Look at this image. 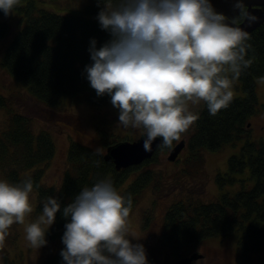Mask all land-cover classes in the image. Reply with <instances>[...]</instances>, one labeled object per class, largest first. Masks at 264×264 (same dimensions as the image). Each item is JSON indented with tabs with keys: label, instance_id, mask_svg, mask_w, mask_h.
Returning a JSON list of instances; mask_svg holds the SVG:
<instances>
[{
	"label": "clouds",
	"instance_id": "clouds-1",
	"mask_svg": "<svg viewBox=\"0 0 264 264\" xmlns=\"http://www.w3.org/2000/svg\"><path fill=\"white\" fill-rule=\"evenodd\" d=\"M21 0H0L5 17ZM96 19L110 39L97 47L84 74L97 97H110L118 124L142 131L143 149L172 150L197 119L189 104L203 102L215 116L233 100V81L249 66L248 32L257 21L244 0H233L234 17L218 12L212 0H97ZM231 73V75H229ZM34 182L0 179V246L10 227L32 212ZM41 214L25 228L32 248L47 245L57 213L67 221L60 252L63 264H149L143 244L129 232L133 201L109 180L83 187L66 206L56 196L42 202ZM47 229V230H46Z\"/></svg>",
	"mask_w": 264,
	"mask_h": 264
},
{
	"label": "trees",
	"instance_id": "trees-1",
	"mask_svg": "<svg viewBox=\"0 0 264 264\" xmlns=\"http://www.w3.org/2000/svg\"><path fill=\"white\" fill-rule=\"evenodd\" d=\"M44 1L21 0L15 8L24 25L7 47L3 66L47 106L60 107L65 97L76 103L106 104L110 97H97L84 74L85 66L91 63L88 52L91 38L97 40V47L110 39L96 19L100 10L97 0H90L83 8L71 11L50 10L43 6ZM2 13L0 11V15ZM8 29V23H0V37ZM246 43L249 45L246 55L249 66L239 78L243 94L233 95L229 107L215 116L209 115L206 105L201 108L187 140L185 168L189 174L201 171L205 150H219L244 136L248 139L241 152L228 159L229 172L218 173L216 181L222 191L216 199L207 202L196 198L178 200L164 214L161 240L177 258L196 252L208 238L236 234L237 264H264V141L249 138L251 116L259 112L257 79H264V23L249 33ZM0 107L7 109L9 114V126L0 133V163L13 165L9 172L12 184H20L28 178L33 180L41 209V202L48 196H56L63 208L83 187H91L104 179L121 195L131 194L134 208L152 178L150 170L123 185L130 172L155 160L160 148L141 165L117 170L114 163L105 159L104 150L71 140L69 166L61 185L56 188L42 179L56 150L52 135L46 129L36 133L31 119L10 107L2 94ZM101 134L102 145L106 148L118 142L107 131ZM25 170L33 171L21 174ZM66 222L58 212L56 222L47 231L50 239L61 240ZM63 247L61 244L56 253H51L39 264H63L60 256ZM15 263L4 255L3 264Z\"/></svg>",
	"mask_w": 264,
	"mask_h": 264
},
{
	"label": "rangeland",
	"instance_id": "rangeland-1",
	"mask_svg": "<svg viewBox=\"0 0 264 264\" xmlns=\"http://www.w3.org/2000/svg\"><path fill=\"white\" fill-rule=\"evenodd\" d=\"M90 0H46L43 6L54 11H71L81 9ZM9 25L8 32L0 37V94L6 96L8 104L15 111L22 113L31 119L33 130L38 133L47 130L55 142V154L45 167L43 182L47 185L59 188L65 172L69 166L68 152L71 140H77L84 144L104 150L101 132L107 131L120 140H135L142 131L131 128H123L118 124V111L111 105L110 99L106 104L92 105L89 103H76L70 97L63 99L60 107L47 106L34 97L26 86L18 82L5 66L4 55L7 47L13 40L18 30L24 25L19 14L14 10L13 15L5 17L0 15V23ZM231 75V73H229ZM233 95H242L240 80L233 81ZM257 96L259 100V112L251 116L250 127L253 140L264 141V79H257ZM204 103L192 105L189 109L194 115H198ZM8 110L0 107V133L9 126ZM196 120L189 129L182 134L186 142L192 134ZM111 137V138H113ZM248 139L244 136L235 143H228L219 150H205L203 168L201 171L189 174L186 170L185 160L188 156L187 146L182 150L177 161H169L171 150H160L156 159L148 162L134 172L123 186L138 178L141 173L150 170L152 178L138 198L136 205L131 210L128 228L130 234L140 239L133 243L144 245L149 264H176L174 257L168 248L163 245L161 236L165 227V215L173 202L178 200L211 201L222 191L216 181L218 173L229 172V158L239 154L243 144ZM178 142H175V144ZM111 145V144H109ZM45 166V165H44ZM13 167L11 163H0V179L9 181V172ZM33 170H25L21 174H29ZM29 202L32 212L25 217L24 224L14 223L9 234L0 246V264H3L4 255L15 260V264H39L51 253L59 250L62 242L60 239H50L47 232V245L40 249L29 246L25 239V228L29 223L35 222L41 214L39 207L38 191L33 189ZM47 230V229H46ZM231 235L225 238L211 237L206 239L198 247V253L203 255L194 261V264H237L238 250L237 238Z\"/></svg>",
	"mask_w": 264,
	"mask_h": 264
},
{
	"label": "water",
	"instance_id": "water-1",
	"mask_svg": "<svg viewBox=\"0 0 264 264\" xmlns=\"http://www.w3.org/2000/svg\"><path fill=\"white\" fill-rule=\"evenodd\" d=\"M212 3L218 12H222L230 18L236 16L233 10V0H212ZM244 3L247 5L249 11L258 17L257 21L251 23L250 26L247 23L241 24V27L249 34L264 23V0H244ZM159 143L160 139L158 138L152 145V151L145 152L141 134V136L135 140H120L107 146L104 157L107 161L114 163L113 165H115L117 170L126 169L141 165V163L151 159L156 154L155 152L159 150L157 147ZM185 147V139L176 143L174 148L170 151L168 160L176 161ZM202 256L201 253L194 252L189 254V256L177 259L176 264H194L193 262Z\"/></svg>",
	"mask_w": 264,
	"mask_h": 264
}]
</instances>
